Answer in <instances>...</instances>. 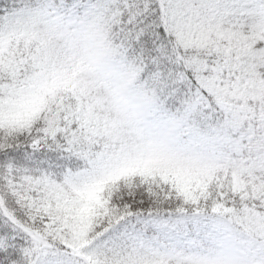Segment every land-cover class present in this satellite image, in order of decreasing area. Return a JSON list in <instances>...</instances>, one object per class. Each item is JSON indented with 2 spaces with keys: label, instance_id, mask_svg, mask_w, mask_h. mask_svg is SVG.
I'll return each mask as SVG.
<instances>
[{
  "label": "snow or ice",
  "instance_id": "obj_1",
  "mask_svg": "<svg viewBox=\"0 0 264 264\" xmlns=\"http://www.w3.org/2000/svg\"><path fill=\"white\" fill-rule=\"evenodd\" d=\"M0 264H264V0H0Z\"/></svg>",
  "mask_w": 264,
  "mask_h": 264
}]
</instances>
